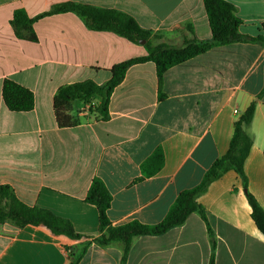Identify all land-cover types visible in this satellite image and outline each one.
<instances>
[{
  "label": "crops",
  "instance_id": "obj_1",
  "mask_svg": "<svg viewBox=\"0 0 264 264\" xmlns=\"http://www.w3.org/2000/svg\"><path fill=\"white\" fill-rule=\"evenodd\" d=\"M226 1L236 8L242 34L264 38V0ZM66 2L127 13L160 36L157 42L181 46L193 37L212 38L204 0H0V185L92 238L99 235V212L85 199L99 178L112 195V225L135 220L155 225L179 194L198 186L225 155L235 121L256 102L246 129L253 145L244 171L249 193L264 210V43L216 46L169 68L163 77L164 100L156 64H135L112 94L108 119L76 103L72 115L81 123L62 128L53 105L60 86L89 79L105 84L114 66L147 54L142 44L89 29L72 12L36 20V42L16 35L11 24L15 11L35 18ZM5 79L34 93L33 110L7 108ZM157 148L164 163L148 176L143 164ZM196 201L217 237L216 264H264V234L234 170L197 194ZM79 245L44 226L0 224V264H70L69 251ZM210 254L206 223L192 213L163 235L135 238L126 264H208ZM121 259L120 244H92L79 264H121Z\"/></svg>",
  "mask_w": 264,
  "mask_h": 264
},
{
  "label": "trees",
  "instance_id": "obj_2",
  "mask_svg": "<svg viewBox=\"0 0 264 264\" xmlns=\"http://www.w3.org/2000/svg\"><path fill=\"white\" fill-rule=\"evenodd\" d=\"M212 31L209 40L191 38L181 46L165 42H157L161 37L152 31L142 28L131 15L114 9H104L75 2H66L52 6L48 11L35 18H30L22 9L15 11L11 24L16 35L25 40L36 42L38 37L34 31L36 20L59 13L72 12L78 15L91 30L109 31L116 33L131 42L142 44L146 49V56L122 62L111 69V79L105 84H98L93 80H84L58 88L54 95L53 105L56 121L62 128L75 127L82 119L72 115L73 105L83 103L88 105V112L95 114L102 120L109 117V105L114 90L124 80L128 69L138 63L154 62L156 64L159 98L165 99L163 93L164 73L171 67L186 62L216 46L236 42H260L264 38L251 37L240 32L242 21L236 15L235 6L226 0H204ZM189 30L192 32V28ZM5 105L12 112H29L34 109V93L14 82L5 79L2 88ZM256 109V102H252L248 109L235 121L234 133L229 149L224 156L217 159L205 173L201 183L191 189L182 191L166 217L155 225L131 221L126 224L112 225L108 215L112 203V195L104 182L95 178L88 190L86 202L98 209L99 235L87 237L77 233L73 224L51 211L33 207L22 202L9 185H0V224L11 222L17 228L26 226H44L54 235L65 236L80 242L76 249L70 250V264H79L88 248L92 244L101 247L118 243L122 247L121 264H126L133 241L140 236H159L172 228L183 225L192 213H198L206 223L211 245L208 264H216L217 237L210 226L205 208L196 201V195L204 192L208 186L221 178L226 172L234 170L241 178L248 202L252 208L251 216L258 229L264 234V210L256 198L249 193L244 164L253 145V139L247 132ZM164 163L161 148L143 164V170L148 176L156 174Z\"/></svg>",
  "mask_w": 264,
  "mask_h": 264
},
{
  "label": "water",
  "instance_id": "obj_3",
  "mask_svg": "<svg viewBox=\"0 0 264 264\" xmlns=\"http://www.w3.org/2000/svg\"><path fill=\"white\" fill-rule=\"evenodd\" d=\"M146 41H142L141 43L144 44Z\"/></svg>",
  "mask_w": 264,
  "mask_h": 264
}]
</instances>
